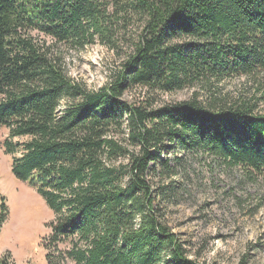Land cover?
Listing matches in <instances>:
<instances>
[{"label": "trees", "instance_id": "16d2710c", "mask_svg": "<svg viewBox=\"0 0 264 264\" xmlns=\"http://www.w3.org/2000/svg\"><path fill=\"white\" fill-rule=\"evenodd\" d=\"M135 20L134 48L94 92L32 34L76 50L117 49ZM259 72L264 0H0V128L9 129V154L22 148L14 177L54 214L42 242L47 264H200L154 209L148 177L157 167L174 176L162 154L176 151L264 178V114L158 99ZM18 137L29 139L9 141ZM0 264L14 263L3 254Z\"/></svg>", "mask_w": 264, "mask_h": 264}, {"label": "rangeland", "instance_id": "374dc122", "mask_svg": "<svg viewBox=\"0 0 264 264\" xmlns=\"http://www.w3.org/2000/svg\"><path fill=\"white\" fill-rule=\"evenodd\" d=\"M141 27L140 21H133L119 36L117 49L96 42L76 50L37 32L32 34L46 41L51 56L59 59L73 83L94 92L111 81L113 72L134 48ZM126 97L131 101L133 93ZM191 99L214 110L243 105L264 114V72L160 95L157 105ZM70 104L63 100L60 113ZM9 134V129L0 128V217L6 215L0 255L9 254L14 264H47L42 242L50 234L46 225L54 220V214L35 189L14 177L13 158L20 157L22 148L15 155L7 152L4 144ZM28 139L9 141L22 144ZM165 155L162 157L171 160L174 176L164 177L157 167L148 177L153 207L184 243L190 258L200 264H264V178L227 167L202 152L170 151Z\"/></svg>", "mask_w": 264, "mask_h": 264}]
</instances>
